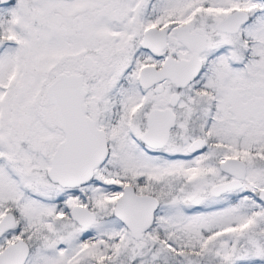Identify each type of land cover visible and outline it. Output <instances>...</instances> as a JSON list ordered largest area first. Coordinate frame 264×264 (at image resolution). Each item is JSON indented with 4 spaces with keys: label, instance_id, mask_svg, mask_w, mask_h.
I'll list each match as a JSON object with an SVG mask.
<instances>
[{
    "label": "snow or ice",
    "instance_id": "snow-or-ice-1",
    "mask_svg": "<svg viewBox=\"0 0 264 264\" xmlns=\"http://www.w3.org/2000/svg\"><path fill=\"white\" fill-rule=\"evenodd\" d=\"M0 264H264V0H0Z\"/></svg>",
    "mask_w": 264,
    "mask_h": 264
}]
</instances>
